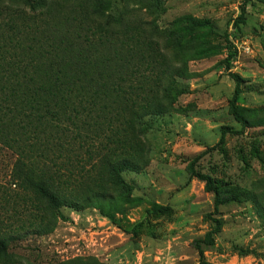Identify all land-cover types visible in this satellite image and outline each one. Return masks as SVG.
Returning a JSON list of instances; mask_svg holds the SVG:
<instances>
[{
	"label": "rangeland",
	"instance_id": "rangeland-1",
	"mask_svg": "<svg viewBox=\"0 0 264 264\" xmlns=\"http://www.w3.org/2000/svg\"><path fill=\"white\" fill-rule=\"evenodd\" d=\"M103 2L119 19L116 36L129 27L132 82L145 89L138 102L152 108L128 144L132 168L118 169L115 185L102 178L100 198L48 210L14 184L16 157L0 145V222L18 234L15 251L26 264H200L197 243L209 240L217 219L214 244H202L208 264H264V0ZM96 3L46 0L32 17L0 5V21L30 27L1 37L59 48L80 25L104 24ZM228 41L246 43L249 55L225 64ZM232 74L244 129L230 111ZM223 128L239 134L219 144ZM195 160L218 188L217 211L215 195L191 176Z\"/></svg>",
	"mask_w": 264,
	"mask_h": 264
},
{
	"label": "trees",
	"instance_id": "trees-1",
	"mask_svg": "<svg viewBox=\"0 0 264 264\" xmlns=\"http://www.w3.org/2000/svg\"><path fill=\"white\" fill-rule=\"evenodd\" d=\"M45 3L0 0V5L17 6L31 17L38 15ZM245 13L246 6L240 20ZM93 15L104 24L95 29L80 25L76 38H63L59 48L46 52L36 49L42 40L23 45L20 40L2 38L5 29L19 32L30 27L13 20L0 21V145L16 157L11 174L14 184L35 195L48 210L74 203L78 196L86 202L100 198L102 178L115 185L117 170L132 168L128 153L134 145L128 144L138 136L143 117L152 111L138 102L143 85L138 88L132 82L135 73L129 27L124 24L122 36L114 34L122 27L114 12H107L103 0H97ZM228 47L225 64L237 55L231 41ZM231 76L236 90L230 111L244 129L247 121L237 105L240 77ZM238 134L223 128L219 144L227 135ZM197 160L190 165L191 176L215 195L217 211L218 188L211 177L196 171ZM211 220L215 229L209 240L197 243L200 264H208L202 244L213 245V235L220 229L219 221ZM16 240L18 234L7 232L0 222V264L25 263L15 251Z\"/></svg>",
	"mask_w": 264,
	"mask_h": 264
},
{
	"label": "built area",
	"instance_id": "built-area-1",
	"mask_svg": "<svg viewBox=\"0 0 264 264\" xmlns=\"http://www.w3.org/2000/svg\"><path fill=\"white\" fill-rule=\"evenodd\" d=\"M237 51V55L239 56H244V55H249V46L246 43H241L239 44L238 42L234 43Z\"/></svg>",
	"mask_w": 264,
	"mask_h": 264
}]
</instances>
